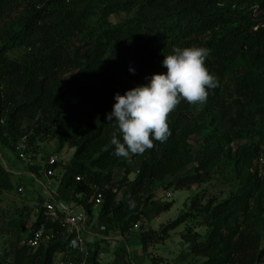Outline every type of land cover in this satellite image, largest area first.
Segmentation results:
<instances>
[{"label": "trees", "instance_id": "1", "mask_svg": "<svg viewBox=\"0 0 264 264\" xmlns=\"http://www.w3.org/2000/svg\"><path fill=\"white\" fill-rule=\"evenodd\" d=\"M17 1L0 0V17L13 10ZM114 12L132 15L92 36L94 28L88 26L89 19L98 17L105 21ZM146 32L153 36L147 37ZM126 41L138 45L133 60L117 50V45ZM82 42L88 44L87 61L60 82L66 71L78 66L75 55ZM194 45L210 49L206 64L219 81L217 88L209 90L203 106L216 110L214 118L229 134L227 138L248 139L258 143L256 149L261 150L264 148V0H47L41 7L32 9L25 20L9 26L0 39V144L13 149L20 138L27 146L24 151L29 153L36 139H44L48 133L55 136L57 153L67 145L75 146L70 158L56 164L64 169L56 192L60 198L82 206L88 214L94 210L96 192H101L97 219L104 226V233L117 221L120 226H132L147 210L157 214L169 210L174 201L152 199L153 186L156 181L173 176L184 164L186 153L169 141L187 118L186 110L200 106L182 100L169 115L171 135L167 140L154 141V148L142 155H132L128 161L114 155L112 134L115 132L121 141L122 136L115 121H108L106 116L112 111L117 92L124 94L137 85L149 83L152 74L166 73L162 63L165 55L171 54L174 47ZM14 48H22L24 52L9 57L6 52ZM233 74V90H227L226 81ZM26 120L29 128L25 130ZM84 122L92 129L96 127V131L83 134L79 125ZM219 135V132L209 134L205 144L208 148L200 152L201 159L193 174L168 182L165 187L182 189L230 166L239 175L249 166L239 158L225 163L217 160L210 141ZM99 145L102 148L96 157L85 158L88 150ZM245 152L242 151L243 157ZM30 158L27 166L35 178L41 175L43 159L37 160L34 155ZM116 167L122 168L123 174L112 180ZM12 187L11 173L0 162V191ZM248 196L239 193L206 206L193 202L196 207L191 212L193 217L209 228L205 239H201L199 232L188 229L193 264L264 263V220L258 232L239 226L246 216ZM36 200L41 202V196ZM25 209L20 208L19 215ZM129 214L132 216L121 220ZM183 217L180 213L170 227ZM40 218L38 214L30 229ZM20 223L23 220L10 218L12 226ZM28 233L13 249V264H54L55 253L66 250V238L61 233L56 240L34 250L21 244ZM155 234L150 229L140 234L143 247ZM87 243L91 249L90 263L94 264L100 241Z\"/></svg>", "mask_w": 264, "mask_h": 264}, {"label": "rangeland", "instance_id": "2", "mask_svg": "<svg viewBox=\"0 0 264 264\" xmlns=\"http://www.w3.org/2000/svg\"><path fill=\"white\" fill-rule=\"evenodd\" d=\"M46 1L18 0L17 6L13 10H9L0 17V39L9 26L25 20L32 9L41 7ZM243 4L246 5L247 3ZM148 10L146 9V11ZM131 15L128 12H114L108 15L105 21L102 18L92 17L88 21V26L94 28V35L92 36H95L102 28L116 25ZM146 36L152 37L153 34L146 32ZM87 45L82 42L78 46L79 50L75 55L78 66L66 71L61 76L60 82L69 74L76 72L79 64H84L87 61ZM137 48V43L132 41L117 45V50L130 60H133ZM23 52L24 49L22 48H14L6 53L9 57L15 58ZM234 80L233 74L226 81L227 90H233ZM215 107L217 108V104ZM186 111L187 118L185 117L186 119L177 129L175 138L169 141L171 145L186 153L185 162L173 176L166 177L162 182L156 181L153 186L155 193L152 199L172 200L174 201L172 207L158 214L153 210H147L146 214L137 215V221L129 227L118 225L120 224L118 221L115 225H110L106 233L109 238L100 239L101 245L99 246L103 253L101 262L106 264L104 262L106 259L107 264H193V254L190 252L188 243L190 238L187 237L188 229L190 228L191 232H199L203 237L201 239H205L209 232L208 227L193 217L191 212L196 208L193 202H198L202 206L215 205L239 193L249 195L247 197L246 216L242 219L239 225L240 228L252 232L260 231L264 220V148L257 150L258 143L248 139L232 140L227 138L229 134L219 126L218 120L214 118L216 110H210L207 106H202L198 108L191 107ZM27 122L26 120L23 123V126H26L25 130L29 128ZM168 123L171 128L169 120ZM72 128H75V125ZM79 128V131H82L83 134H86L87 131H96V127L92 129L87 122L80 124ZM217 132L220 135L210 141V146L217 152V160L225 163L239 158L241 163L247 161L249 166H245L239 172V175H236L232 166H230L225 168L224 171H214L211 177L203 182L194 183L178 190L170 187L166 188L165 184L168 182H173L181 176L195 172L197 162L201 159L200 152L208 148L205 144L209 134H216ZM56 147L55 136L48 133L44 139H36L31 146V149L35 148L34 153L31 149H29V153L24 151L27 146L25 141L20 138H17L16 146L13 149L0 144V162L10 171L13 181L12 189L0 191V264H13V249L20 244L19 240L29 231L33 221L32 206L36 198L40 197L43 191L45 192L39 183L40 179H44V177L37 174L35 178H32L33 171L27 166V161H23L21 152H24L26 157L34 155L37 160L43 159L42 162H44L50 155L56 154L59 156ZM101 148L99 145L94 150H88L85 158L96 157L98 150ZM74 150L75 146L69 145L63 149L68 158L71 157ZM242 151H246L244 157L241 155ZM128 160L130 158H126V161ZM216 168L220 167L217 166ZM122 174L123 169L116 167V173L113 174L112 180H117ZM132 177L133 173H130L129 178ZM19 187H21V190H19ZM51 187L56 189V183L51 184ZM22 207H26V209L23 210L22 215H19L18 210ZM180 213L184 216L183 220L170 227L171 222ZM130 216L132 214L121 220H127ZM10 218L13 220L21 219L23 223L18 224L17 227L12 226L9 224ZM92 224H97L96 218L92 220ZM149 229L156 233V237H162H153L143 247L140 234Z\"/></svg>", "mask_w": 264, "mask_h": 264}, {"label": "clouds", "instance_id": "3", "mask_svg": "<svg viewBox=\"0 0 264 264\" xmlns=\"http://www.w3.org/2000/svg\"><path fill=\"white\" fill-rule=\"evenodd\" d=\"M209 55L210 49L202 46L174 47L162 62L166 73H154L149 83L115 94L112 111L106 116L115 121L122 136L121 141L112 134L114 155H142L155 147L154 141L165 142L171 135L168 117L182 100L200 107L206 104L209 90L219 86L206 64Z\"/></svg>", "mask_w": 264, "mask_h": 264}, {"label": "built area", "instance_id": "4", "mask_svg": "<svg viewBox=\"0 0 264 264\" xmlns=\"http://www.w3.org/2000/svg\"><path fill=\"white\" fill-rule=\"evenodd\" d=\"M256 28L257 26L254 27V29ZM59 156L50 155L46 161L42 162L39 172L44 179L39 183L45 192L43 191L41 194L42 201L36 200L33 204V214L35 213L33 220L37 219L38 214L41 215V218L29 230L28 236L21 240V244L34 250L42 244L56 240L61 233V236L66 238V250L55 253L54 264H91V249L87 242L93 240L91 234H94L96 229H93L92 220L93 217L97 218L98 207L103 195L99 191L96 192L92 214H88L82 206L75 202L60 198L56 189L50 187L53 183L58 185L64 171L59 165L56 166L57 162L68 159L67 153L63 150L59 152ZM21 157L23 161H31V158L26 157L24 152H21ZM32 175L34 174L32 173ZM61 228L62 231H60ZM97 229H104V226L100 225ZM102 255L103 253L99 249L94 264H105L101 262ZM104 262L108 263L106 259Z\"/></svg>", "mask_w": 264, "mask_h": 264}, {"label": "crops", "instance_id": "5", "mask_svg": "<svg viewBox=\"0 0 264 264\" xmlns=\"http://www.w3.org/2000/svg\"><path fill=\"white\" fill-rule=\"evenodd\" d=\"M96 218V217H95ZM93 219H94V217H93ZM96 222H97V224H94V228L93 229H96L95 230V232H93V230H92V232L94 233V234H91V237L93 238V240H99V241H101L100 239H106V238H109V236H108V234H106V233H104L103 231H101L102 229H97L98 228V226H100V225H102L101 224V222L96 218ZM103 226V225H102ZM99 231H101L100 233H99ZM101 234H103V235H101ZM89 238H90V236H89ZM101 243V242H100ZM99 243V244H100ZM101 245V244H100ZM101 247H99V249H100Z\"/></svg>", "mask_w": 264, "mask_h": 264}]
</instances>
